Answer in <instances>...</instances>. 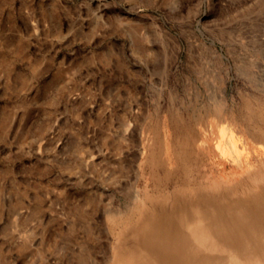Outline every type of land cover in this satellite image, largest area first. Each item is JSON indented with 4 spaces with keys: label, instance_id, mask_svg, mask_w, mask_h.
Instances as JSON below:
<instances>
[{
    "label": "rangeland",
    "instance_id": "1",
    "mask_svg": "<svg viewBox=\"0 0 264 264\" xmlns=\"http://www.w3.org/2000/svg\"><path fill=\"white\" fill-rule=\"evenodd\" d=\"M262 103L264 0H0V264H111L140 198L241 201Z\"/></svg>",
    "mask_w": 264,
    "mask_h": 264
},
{
    "label": "bare ground",
    "instance_id": "2",
    "mask_svg": "<svg viewBox=\"0 0 264 264\" xmlns=\"http://www.w3.org/2000/svg\"><path fill=\"white\" fill-rule=\"evenodd\" d=\"M260 109L253 142L264 151V103ZM248 140L240 142L241 153L249 151ZM259 161L257 172L241 177V201L222 205L221 187L212 190L213 201L202 193L195 203L180 198L152 207L140 198L129 215L113 218L111 264H264V158Z\"/></svg>",
    "mask_w": 264,
    "mask_h": 264
}]
</instances>
